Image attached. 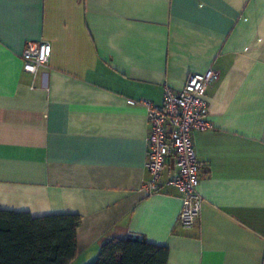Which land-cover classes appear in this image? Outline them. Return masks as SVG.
Here are the masks:
<instances>
[{"label":"crops","instance_id":"0c3cea01","mask_svg":"<svg viewBox=\"0 0 264 264\" xmlns=\"http://www.w3.org/2000/svg\"><path fill=\"white\" fill-rule=\"evenodd\" d=\"M41 40L33 75L22 50ZM208 68L211 127L192 135L203 204L183 227L172 160L158 191L141 188L139 100ZM0 209L79 214L70 264L129 236L165 245L166 264H264V0H0Z\"/></svg>","mask_w":264,"mask_h":264},{"label":"built area","instance_id":"2783aa9c","mask_svg":"<svg viewBox=\"0 0 264 264\" xmlns=\"http://www.w3.org/2000/svg\"><path fill=\"white\" fill-rule=\"evenodd\" d=\"M50 54L49 42H27L22 50L23 69L35 75L47 64ZM217 77L213 68L191 73L180 89L166 85L160 103L139 100L146 109L149 129L145 166L150 178L141 188L148 193L158 191L162 174L168 161L172 160L168 183L181 194L178 222L183 227L197 222L202 209L203 200L198 192L201 163L196 156L192 135L196 130L211 127L207 91ZM128 103L136 101L130 99Z\"/></svg>","mask_w":264,"mask_h":264},{"label":"trees","instance_id":"16d2710c","mask_svg":"<svg viewBox=\"0 0 264 264\" xmlns=\"http://www.w3.org/2000/svg\"><path fill=\"white\" fill-rule=\"evenodd\" d=\"M76 213L32 216L0 209V264H70L77 255ZM168 248L138 236L115 238L88 264H166Z\"/></svg>","mask_w":264,"mask_h":264}]
</instances>
